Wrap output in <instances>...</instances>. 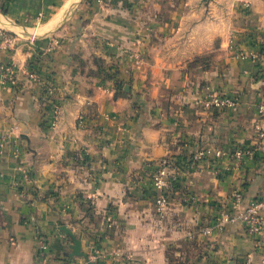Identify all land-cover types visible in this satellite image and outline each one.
Masks as SVG:
<instances>
[{
    "label": "crops",
    "instance_id": "obj_1",
    "mask_svg": "<svg viewBox=\"0 0 264 264\" xmlns=\"http://www.w3.org/2000/svg\"><path fill=\"white\" fill-rule=\"evenodd\" d=\"M0 31L18 35L0 63L39 70L0 83L1 262L43 264V236L59 264L66 225L95 264H264V230L215 225L236 192L264 196V0H0ZM163 158L177 184L160 214Z\"/></svg>",
    "mask_w": 264,
    "mask_h": 264
},
{
    "label": "built area",
    "instance_id": "obj_2",
    "mask_svg": "<svg viewBox=\"0 0 264 264\" xmlns=\"http://www.w3.org/2000/svg\"><path fill=\"white\" fill-rule=\"evenodd\" d=\"M18 35L10 34L6 31H0V49H13ZM31 64L18 67L14 63H0V83L4 85L15 84L21 80L35 81L39 80V74L34 70ZM55 88L51 85L47 88V92L53 95ZM204 104L210 108L230 107L236 104L235 98L227 94L208 93L203 99ZM257 135L264 139V97L257 103ZM56 108V103L52 102V109ZM250 153L248 149H238L235 151L237 157H242ZM172 161L167 158L160 159L156 162L155 169L152 173L151 181L155 190V204L160 214H164L170 207V187L177 180L176 174L171 170ZM34 176L30 169L25 172L24 180L16 182V187L22 195L31 194L33 192L32 182ZM242 192H236L233 196V206L231 210L222 212L215 225H223L226 222H238L242 224L245 231L252 235H259L264 230V196L245 200ZM213 226L205 227L202 232L209 233ZM39 256L43 264H53L51 262V249L46 237L39 236ZM0 264H10L3 263ZM59 264H76L71 257L59 259Z\"/></svg>",
    "mask_w": 264,
    "mask_h": 264
},
{
    "label": "water",
    "instance_id": "obj_3",
    "mask_svg": "<svg viewBox=\"0 0 264 264\" xmlns=\"http://www.w3.org/2000/svg\"><path fill=\"white\" fill-rule=\"evenodd\" d=\"M61 229L68 233L73 239L72 251L69 253V257L74 258L75 256H84L90 264H95L92 262L88 255L82 249V241L78 238L75 233L66 225L61 226Z\"/></svg>",
    "mask_w": 264,
    "mask_h": 264
},
{
    "label": "trees",
    "instance_id": "obj_4",
    "mask_svg": "<svg viewBox=\"0 0 264 264\" xmlns=\"http://www.w3.org/2000/svg\"><path fill=\"white\" fill-rule=\"evenodd\" d=\"M54 4H56V2H54ZM2 11H3L4 13L9 12V11H8L7 9H5V8H3ZM36 60L39 61V58L37 57ZM30 64H31L30 66H31L34 70H36V71L39 72V70L36 68V67H37V64H35L36 67H35V65L33 64V62H31ZM46 108H47V107H46ZM47 110H48V109H47ZM176 162H177L178 165L181 163V161H179V160H177ZM172 165H173V163H172L170 166H172ZM181 165H182V164H181ZM176 184H177L176 181H174V182L172 183V185H174V186H175ZM34 193L37 194V191L35 190ZM65 258H68V257H65Z\"/></svg>",
    "mask_w": 264,
    "mask_h": 264
}]
</instances>
